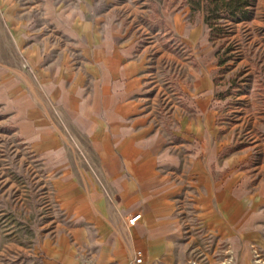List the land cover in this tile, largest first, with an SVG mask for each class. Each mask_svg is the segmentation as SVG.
<instances>
[{"label": "crops", "instance_id": "crops-1", "mask_svg": "<svg viewBox=\"0 0 264 264\" xmlns=\"http://www.w3.org/2000/svg\"><path fill=\"white\" fill-rule=\"evenodd\" d=\"M135 6L0 0V27L20 58L0 62V103L44 160L68 220L41 246L44 264H180L203 229L233 253L264 246L260 145L220 127L221 67L192 70L189 110L175 106L177 128L164 123L149 46L139 49L131 29ZM172 20L199 44L198 32Z\"/></svg>", "mask_w": 264, "mask_h": 264}, {"label": "rangeland", "instance_id": "rangeland-1", "mask_svg": "<svg viewBox=\"0 0 264 264\" xmlns=\"http://www.w3.org/2000/svg\"><path fill=\"white\" fill-rule=\"evenodd\" d=\"M99 1L102 6L124 2L136 5L137 20L131 29L138 35L139 49L149 46L150 71L154 72V82L160 84L157 108L170 127L179 126L172 118L175 106L188 108L190 72L215 68L216 52L218 58L230 59L218 70V121L220 127L234 128L242 143L259 142V154L254 157L257 164H263L264 181V0H251L252 20L229 24L230 36L214 44L209 41L203 14H190L186 0ZM177 16L187 29L200 34L197 46L174 31L172 19ZM0 54L5 55L0 62L19 66L20 58L1 27ZM252 129L250 139L245 133ZM48 172L44 160L20 139L0 103V264H44L41 246L65 232L68 220L55 202ZM198 236L196 244L183 250L180 264H264L263 245L250 243L233 253L205 229Z\"/></svg>", "mask_w": 264, "mask_h": 264}, {"label": "trees", "instance_id": "trees-1", "mask_svg": "<svg viewBox=\"0 0 264 264\" xmlns=\"http://www.w3.org/2000/svg\"><path fill=\"white\" fill-rule=\"evenodd\" d=\"M192 15L203 14L210 29V41L229 37L230 25H240L252 20L251 0H186ZM228 50L225 54H228ZM219 56V54H218ZM230 59L218 58V66L225 67Z\"/></svg>", "mask_w": 264, "mask_h": 264}, {"label": "built area", "instance_id": "built-area-1", "mask_svg": "<svg viewBox=\"0 0 264 264\" xmlns=\"http://www.w3.org/2000/svg\"><path fill=\"white\" fill-rule=\"evenodd\" d=\"M140 218H141V216L140 215H137V216L133 217L132 219H130L128 221V224L130 226H134L140 220ZM139 262H140V260H139Z\"/></svg>", "mask_w": 264, "mask_h": 264}]
</instances>
